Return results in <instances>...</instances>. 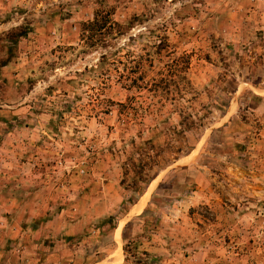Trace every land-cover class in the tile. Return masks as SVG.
Listing matches in <instances>:
<instances>
[{
    "label": "rangeland",
    "instance_id": "374dc122",
    "mask_svg": "<svg viewBox=\"0 0 264 264\" xmlns=\"http://www.w3.org/2000/svg\"><path fill=\"white\" fill-rule=\"evenodd\" d=\"M97 10L129 24L104 48L87 46L81 32ZM134 16L140 23L130 25ZM21 24L24 34L3 40ZM164 35L166 48L139 87H128L130 58L153 52ZM0 61V264H38L37 248L73 244L48 235L34 211L88 213L73 187L105 178L115 183L109 214H92L91 246L102 243V256L115 253L116 231L115 258L121 251L125 264H264L260 202L250 207L253 225L242 212L228 238L216 232L214 211L188 198L202 166L212 187L228 186L214 173L225 167L229 132L240 125L248 139L257 128L249 107L264 85V0H0ZM161 77L167 98L144 85ZM232 102L231 125L218 127ZM94 167L107 175L92 176ZM140 170L146 180L135 184ZM151 238L156 251L146 250Z\"/></svg>",
    "mask_w": 264,
    "mask_h": 264
},
{
    "label": "crops",
    "instance_id": "0c3cea01",
    "mask_svg": "<svg viewBox=\"0 0 264 264\" xmlns=\"http://www.w3.org/2000/svg\"><path fill=\"white\" fill-rule=\"evenodd\" d=\"M252 93L260 99L249 107L250 113L253 112L251 123L256 124L257 128L251 133L252 135L250 134L251 137L249 136L248 139L243 138L244 133H241L239 130L241 129L243 131L245 128H241L240 125L237 126L239 129L233 130L232 133L231 131L229 132L228 145L231 150L227 153L228 157H223L225 159V167L220 169L221 172L214 173L226 178L229 182L228 186L221 189L220 187H223L224 184L217 183L212 187V184L208 182L211 172H208L207 167L202 166L197 169L196 173L198 181V185L196 186L197 189L196 191H192L191 195L193 194V196H188L189 200L191 198V201H194L192 203H201L214 211L216 216V232L218 235H223V237L228 238L233 237V235L235 237L236 235V224L240 221H237L238 215L242 216V212H244L243 219L246 221L245 226H247V224L253 221L250 207L257 206L259 202V204L264 207V85L260 87V89H253ZM228 108L230 110V113L228 110L229 114L226 115L228 120H225V122L218 127L226 128L231 125L230 122L229 126L226 123L235 113L236 104L232 102ZM252 120L255 121L253 122ZM246 127H249V125H246ZM217 145L224 148L225 143L218 142ZM227 159H230V161H227ZM106 170H108V168L94 167L91 169V174L92 176L107 175ZM108 180V178H105L104 181L93 182L92 180L90 183L79 182L78 185H74L73 188L77 192L75 202L78 207L81 201V206L87 205L88 213H80L72 218L65 219L62 215L54 216L50 213L43 214L37 212V209L34 211L35 219H39L38 223H44L41 229H44L48 235L52 233L56 238H63V240H68L70 243L71 240L74 242L66 246L59 244L56 246L50 245L42 249L37 248L40 249L39 251H43L38 264H125V256L121 251V255L119 253L115 258L117 249L121 250L120 232L119 240L116 237V231H114L112 235V240L115 244V253L110 256H102L104 249L108 251L106 247L102 246V243H100L99 248H97L96 245L91 246L93 242L92 239H96V225H93L96 220L92 214L97 212L98 207L104 208L100 211V215L109 214V210H107V202L111 196L109 191L113 189L115 183ZM238 192L245 195L242 197L243 200L238 199ZM225 194H227V196ZM227 199L229 202H226ZM238 200L240 201L237 202ZM138 203L139 199L131 208L135 207ZM236 205L237 207H244L247 210L238 211L237 207H235ZM262 210H264V208H262ZM239 212L241 214H239ZM258 215V219L254 221L264 223V213ZM57 223H63V226L57 225ZM250 225L253 224L251 223ZM53 236H51V238H53ZM148 245L146 250H157L154 238H151ZM90 247L94 249H90ZM92 250H94V253H92ZM203 250H206V248ZM86 254H88L89 257L85 261V257L83 256ZM91 255H101V257L91 258ZM211 264H219V261L212 262Z\"/></svg>",
    "mask_w": 264,
    "mask_h": 264
},
{
    "label": "trees",
    "instance_id": "16d2710c",
    "mask_svg": "<svg viewBox=\"0 0 264 264\" xmlns=\"http://www.w3.org/2000/svg\"><path fill=\"white\" fill-rule=\"evenodd\" d=\"M134 21L140 23V18L138 16H134L130 25H132ZM127 26H129V24H126V26H124L122 23L113 20L110 17V13H108L107 11L103 12L101 10H97L91 20H88L81 24V32L84 39L86 40L87 46L91 48H104L105 46L109 45L111 39L119 35H123ZM140 31L141 30H139V32ZM25 32L26 28L24 25L21 24L7 31L3 36V40L15 41L21 34H24ZM141 34L142 33L140 32V35ZM140 35L138 34V36ZM166 46L167 36H160V39L157 42L153 43V52L148 51L144 55L132 56V58H130L132 66L130 67V73L127 74V76L129 77V84H127L128 87L138 86L137 83L139 81H143L146 75V64L151 65L153 63L154 55H160L162 49L166 48ZM107 56V53H101L100 59L98 61H107ZM3 63L4 62L0 61V66H2ZM122 77L124 78L126 76L123 75ZM167 81L168 80L165 77H161L158 80H155V78H151V80L149 82L144 83V85L148 87L147 89H149V91L151 92L155 93L157 92V90H159L160 93H162L163 97L167 98V89L169 87V83ZM119 106L121 110V108L125 105L123 103H119ZM141 172L142 171L140 170L139 175L137 176V178L134 179L135 184L139 180H146V178ZM122 182H124V179L122 180Z\"/></svg>",
    "mask_w": 264,
    "mask_h": 264
}]
</instances>
